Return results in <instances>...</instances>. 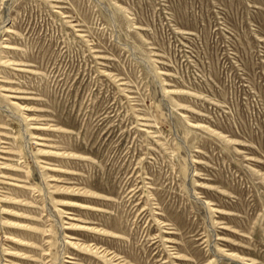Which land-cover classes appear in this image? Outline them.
Here are the masks:
<instances>
[{
  "label": "rangeland",
  "instance_id": "374dc122",
  "mask_svg": "<svg viewBox=\"0 0 264 264\" xmlns=\"http://www.w3.org/2000/svg\"><path fill=\"white\" fill-rule=\"evenodd\" d=\"M0 264H264V0H0Z\"/></svg>",
  "mask_w": 264,
  "mask_h": 264
}]
</instances>
